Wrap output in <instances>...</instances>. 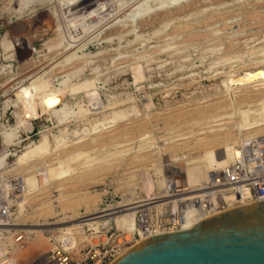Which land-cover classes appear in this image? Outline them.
<instances>
[{
  "label": "rangeland",
  "instance_id": "374dc122",
  "mask_svg": "<svg viewBox=\"0 0 264 264\" xmlns=\"http://www.w3.org/2000/svg\"><path fill=\"white\" fill-rule=\"evenodd\" d=\"M172 1L117 0L112 10L109 0H0L1 133L25 125L18 130L15 143L19 145L15 149L22 152L44 136L52 148L58 144L56 138L62 137L59 143L64 144L51 158H35L19 167L21 152L8 162L7 172L23 178L25 188L18 208L17 230L24 238L18 264L43 263L64 243V233L86 223L73 233L71 253L73 260L84 256L87 249L125 231L126 227L116 223L125 209L153 203L166 192L174 194L176 183L188 189L184 178L171 174V167L199 158L206 149L197 143L232 137L236 142L230 144L235 149L249 132L264 126L260 116L264 87L232 94L219 108L200 104L207 95L224 90V84L237 86L264 78V0H191L185 7L166 9L169 14L157 10ZM18 44H22L19 51ZM90 92L97 94L95 100H90ZM27 98L34 99V118L26 116ZM119 113L133 118L126 124L133 123L118 125L105 134L101 128L99 133H89ZM1 133L0 144L7 145ZM74 142L79 145L70 147ZM215 147L211 149L217 155L224 153ZM2 155L6 163L7 150ZM161 180L166 183L164 188L159 187ZM87 197L94 198L91 207L82 205L75 211L65 206ZM46 203L51 206L45 208ZM172 211L173 205H166L159 216ZM92 217L103 218L97 231L89 228L96 221L84 222ZM93 239L96 243L90 242ZM38 240L45 243L39 252L33 250Z\"/></svg>",
  "mask_w": 264,
  "mask_h": 264
},
{
  "label": "built area",
  "instance_id": "2783aa9c",
  "mask_svg": "<svg viewBox=\"0 0 264 264\" xmlns=\"http://www.w3.org/2000/svg\"><path fill=\"white\" fill-rule=\"evenodd\" d=\"M1 105L0 99V110ZM1 128L3 126L0 124ZM18 140L17 137L10 145L0 144V154L2 150H7V161L0 165V264H18L19 246L24 244V238L17 230L20 228L21 214L18 211L19 201L21 195L25 197L23 178L6 170L9 160L22 152L15 149L19 147L15 145ZM235 149L238 152L234 162L211 172L206 182L197 189H183V185L176 183L175 209L166 217L159 216L166 206L159 212L150 210L146 217L137 220L142 232L135 233L131 239L127 238L125 231L118 232L105 244L95 245L87 249L84 256L73 260L71 253L75 249V242L72 238L76 229L70 234L64 233V243L41 264H111L147 238L185 231L184 226L190 217L196 225L229 209L264 201V134L248 143L241 141L235 145ZM10 199L11 202L8 201Z\"/></svg>",
  "mask_w": 264,
  "mask_h": 264
},
{
  "label": "bare ground",
  "instance_id": "6f19581e",
  "mask_svg": "<svg viewBox=\"0 0 264 264\" xmlns=\"http://www.w3.org/2000/svg\"><path fill=\"white\" fill-rule=\"evenodd\" d=\"M125 1V0H124ZM130 1V0H129ZM158 1V0H157ZM162 1V0H161ZM171 1V0H170ZM189 1H191V0H173L172 2H170V3H168V4H166V3H162V4H160V5H162V6H164L163 4H166L164 7H160L159 9H157V10H159V11H163V10H165V12H166V9H175V8H179V7H182V6H184L185 7V4L187 3V2H189ZM245 2H247L248 3V1H250V0H244ZM252 1V0H251ZM72 2V1H71ZM74 2V1H73ZM97 2V1H96ZM117 2V0H109V4L108 5H110L111 6V8H112V10H113V8L116 6V3ZM168 2H169V0H168ZM242 2V1H241ZM32 3V2H31ZM63 3V2H62ZM79 3V2H78ZM119 3H120V1H119ZM129 3V2H128ZM149 3V2H148ZM72 4V3H71ZM81 4V3H80ZM83 4V3H82ZM143 4V3H142ZM41 5V4H40ZM74 5H75V3H74ZM86 6H87V4H85ZM93 5V4H92ZM76 6V5H75ZM90 6V5H89ZM95 6V5H94ZM119 6V5H118ZM124 6V5H123ZM142 6V5H141ZM144 6V5H143ZM187 6H188V4H187ZM73 7V6H72ZM80 7V6H79ZM140 7V6H139ZM154 7V6H153ZM155 7H156V5H155ZM154 7V8H155ZM25 8V7H24ZM74 8H76V7H74ZM83 8V7H82ZM107 8H109V7H107ZM136 8H137V6H136ZM135 8V9H136ZM149 8V7H148ZM147 8V9H148ZM251 8V7H250ZM86 9H88V7L86 8ZM86 9H84V10H86ZM121 9V8H120ZM119 9V10H120ZM134 9V10H135ZM153 9V8H152ZM181 9V8H180ZM42 10H44V8L42 9ZM64 10V9H63ZM110 10V9H109ZM137 10H139L138 8H137ZM137 10H135V11H137ZM70 11V10H69ZM68 11V12H69ZM91 11V10H90ZM140 11H142V9L140 10ZM146 11V10H145ZM161 11V12H162ZM174 11V10H173ZM34 12V11H33ZM67 12V13H68ZM79 12V11H78ZM87 12V11H86ZM86 12L84 13V14H86ZM110 12V11H109ZM113 12V11H112ZM130 12H131V10H130ZM144 12V11H143ZM160 12V13H161ZM168 12V11H167ZM166 12V13H167ZM170 12V11H169ZM251 12V11H250ZM40 13V12H39ZM65 13V12H64ZM141 13V12H140ZM149 13H150V11H149ZM164 13V12H163ZM173 13V12H172ZM252 13V12H251ZM257 13V12H256ZM38 14V13H37ZM41 14V13H40ZM96 14H98V13H96ZM103 14H104V12H103ZM106 14V13H105ZM112 14V13H111ZM114 14V13H113ZM132 15H133V13H131ZM145 14V13H144ZM143 13L141 14V15H144ZM167 14H169V13H167ZM247 14H248V12H247ZM250 14V13H249ZM20 15V14H19ZM45 15H46V13H45ZM48 15V14H47ZM70 15H71V13H70ZM99 15V14H98ZM140 14H135V17L136 16H138L139 18L140 17H142V16H139ZM251 15V14H250ZM258 15V14H257ZM39 16H41V15H39ZM85 16V15H84ZM110 16V15H109ZM131 16V15H130ZM249 16V15H248ZM36 17V16H35ZM42 17V16H41ZM40 17V18H41ZM75 17V16H74ZM99 17H100V15H99ZM102 17H104V18H102ZM129 17V16H128ZM133 17V16H132ZM144 17V16H143ZM167 17V16H166ZM257 17V16H256ZM38 18V17H37ZM95 18V17H94ZM98 18V17H97ZM97 18L95 19V20H97ZM102 18V19H101ZM101 21H103L104 19H105V21H106V18H105V16H101ZM110 18V17H109ZM134 18V17H133ZM248 18V17H247ZM39 19V18H38ZM99 19V20H100ZM257 19H260V18H257ZM40 20V19H39ZM86 20V19H85ZM85 20L83 21V24H85L84 22H85ZM89 20V19H88ZM110 20V19H109ZM116 20H118V18L116 19ZM134 20V19H133ZM132 20V21H133ZM92 21V20H91ZM91 21H90V23H91ZM25 22V21H24ZM87 22V21H86ZM93 22V21H92ZM98 23L97 24H99V22L100 21H97ZM104 22V21H103ZM118 22V21H117ZM116 22V23H117ZM119 22H120V20H119ZM118 22V23H119ZM139 22V21H138ZM96 23V22H95ZM141 23V22H140ZM143 23V22H142ZM174 23V22H173ZM43 24V23H42ZM100 24H103V23H100ZM121 24V23H120ZM88 25V24H87ZM86 24H85V26H87ZM91 25V24H90ZM92 25H94V23H92ZM106 25V24H105ZM130 25H132V24H130ZM134 25V24H133ZM84 26V25H83ZM99 26H101V25H99ZM113 26V25H112ZM121 26V25H120ZM129 26V25H128ZM75 27V26H74ZM80 27V26H79ZM78 27V28H79ZM93 28H95V26H92ZM91 27V29H93ZM31 28V27H30ZM84 28V27H83ZM126 28V27H125ZM118 29H120V28H118ZM18 30V29H17ZM74 30H76V27H75V29ZM83 30V29H82ZM85 30H90V27H89V29H88V27H86L85 28ZM115 30H117L116 28H115ZM81 32V31H80ZM83 32H84V30H83ZM79 33V32H78ZM103 33V32H102ZM105 34V33H104ZM80 35V34H79ZM83 35H84V33H83ZM82 35V36H83ZM108 35V34H107ZM209 35V34H208ZM99 36V35H98ZM213 36V35H212ZM76 37H78V35L76 36ZM215 37V36H214ZM79 38V37H78ZM82 38V37H81ZM206 38V37H205ZM80 39V38H79ZM95 39V38H94ZM208 39V38H207ZM201 40V39H200ZM75 41V40H74ZM73 41V42H74ZM80 41V40H79ZM78 42V41H77ZM229 42H231V41H229ZM225 44V43H224ZM58 46H60V45H58ZM68 46H71V44H69ZM68 46L66 45V49L68 48ZM75 46V45H74ZM24 47V46H23ZM22 48V44H18L17 45V48H16V50L17 51H19L20 49ZM70 49V48H69ZM15 50V49H14ZM62 50V49H61ZM64 50V49H63ZM72 50V49H71ZM76 50V49H75ZM53 51V50H52ZM65 52H67V51H65ZM252 52V51H251ZM96 57V56H95ZM72 59V58H71ZM71 59H68V62H70L71 61ZM84 59V58H83ZM78 60V59H77ZM80 60V59H79ZM76 61V60H75ZM72 62H73V60H72ZM70 64V63H69ZM68 64V65H69ZM65 66V65H64ZM63 66V67H64ZM58 68V67H57ZM60 68V67H59ZM61 68H62V66H61ZM67 68V67H66ZM5 69H6V67H5ZM229 77V76H228ZM230 78H232V75L229 77V78H227V79H230ZM226 83V82H225ZM68 84V83H67ZM238 85L237 86H232L231 84H224V90H222V91H220L219 93H214V94H209V95H207L205 98H203L204 100L203 101H201V103L200 104H207V106L208 107H213L214 109L216 108V107H221L222 105L224 106V104H226L227 103V98L229 97V96H231L232 94H235V95H237L238 93H245L246 94V90H245V88L246 89H256V88H259V89H262L263 87H264V78H257L255 81L254 80H252V81H250L249 83H246V84H239V83H237ZM46 85V84H45ZM54 87V86H53ZM29 90V89H28ZM45 90V89H44ZM217 90V89H216ZM46 91V90H45ZM93 91V90H92ZM244 91H246V92H244ZM252 91V90H251ZM251 91H249V92H251ZM259 91H261V90H259ZM46 93V92H45ZM57 93H59V92H57ZM63 93H64V91H63ZM248 93V92H247ZM29 94V93H28ZM27 94V95H28ZM42 94H43V92H42ZM49 94V93H48ZM53 94V93H52ZM61 94V93H60ZM65 94H66V92H65ZM31 95V94H30ZM29 95V96H30ZM50 95H51V93H50ZM50 95H48V96H50ZM56 95V94H55ZM54 95V96H55ZM59 95V94H58ZM89 95V97H90V100H92V99H94L93 97H96V95L97 94H95L94 92H90V94H88ZM234 95V96H235ZM47 96V95H46ZM60 96H62V95H60ZM246 96V95H245ZM26 97H28V96H25V99H26ZM32 97V96H31ZM40 97V96H39ZM33 98H35V97H33ZM43 98V97H42ZM51 98V97H50ZM54 98V97H53ZM92 98V99H91ZM244 99H245V97H243ZM32 99V98H31ZM31 99H29V98H27V100L24 102V105H25V109H26V116L27 117H36V115H37V113H36V111H35V109H34V104H35V102H33V100L34 99H32V101L31 102H33V104L31 105L30 104V100ZM46 99V98H45ZM58 99V101H61V97H60V99L59 98H57ZM202 99V98H201ZM247 99V98H246ZM23 100V99H22ZM37 100H38V98H37ZM44 100V99H43ZM50 100V99H49ZM56 100V99H55ZM95 100V99H94ZM218 100V101H217ZM54 101V100H53ZM57 101V100H56ZM216 101V102H215ZM40 102V101H39ZM191 102V101H190ZM41 103H42V100H41ZM50 104H51V102H49ZM55 103V102H54ZM53 103V104H54ZM57 103V102H56ZM197 103V102H196ZM45 104L46 103H44V106H45ZM52 104V105H53ZM58 104V103H57ZM23 105V104H22ZM24 105H23V108H24ZM202 105V106H203ZM39 106V105H38ZM54 106V105H53ZM197 106V105H196ZM233 106H234V104H233ZM47 107H48V105H47ZM82 107V106H81ZM195 107V106H194ZM201 106H199V108H200ZM205 107V106H204ZM38 108V107H37ZM79 108H80V106H79ZM134 108V107H133ZM198 108V107H197ZM203 108V107H202ZM217 108V109H218ZM39 109V108H38ZM65 109H67V108H65ZM92 109H94V108H92ZM24 110V109H23ZM49 110V109H48ZM47 110V111H48ZM60 110H63V111H65L64 110V108H62V109H60ZM82 110V109H81ZM95 110V109H94ZM93 110V111H94ZM133 110V109H132ZM180 110V109H179ZM190 110V109H189ZM192 110V109H191ZM198 110H199V114H200V110L201 109H197V112H198ZM207 111H208V109H206ZM39 111V110H38ZM68 111V110H67ZM83 111V110H82ZM85 111V110H84ZM90 110H88V112H89ZM97 111V110H96ZM134 111V110H133ZM186 111H187V109H186ZM202 111H203V109H202ZM213 110L211 109V112H212ZM69 112V111H68ZM95 112V111H94ZM193 112V111H192ZM196 112V113H197ZM203 112H205V111H203ZM202 112V114H204ZM209 112V111H208ZM43 113V112H42ZM60 113V112H59ZM64 113H66V111L64 112ZM72 112H70L69 114H71ZM90 113V112H89ZM97 113V112H96ZM137 113V112H136ZM177 113V112H176ZM181 113V112H180ZM195 113V114H196ZM54 114H55V112H54ZM68 114V113H67ZM66 114V116L67 117H69L68 115ZM135 114V113H134ZM40 115V114H39ZM55 115H58L57 113L55 114ZM61 115H63L62 117H61V119L64 117V115L65 114H63V112H62V114ZM72 115V114H71ZM80 115H82V113L80 114ZM136 115H138V114H136ZM135 115V116H136ZM184 115V114H183ZM193 115V114H192ZM197 115H198V113H197ZM24 116V115H23ZM260 116H262V117H264V107L262 108V114L260 115ZM19 117V116H18ZM66 118V117H65ZM64 118V119H65ZM127 117H125L123 114H121V113H119V114H114V115H112L110 118H109V120H108V122H105V124H97V125H95V126H93L92 127V129L91 130H89V133H94V132H96L97 131V133H99V131L98 130H101V131H105L103 134H105V133H109V132H112V131H114L115 129H111V128H113V127H117L118 125H121V124H123L124 126L125 125H130V124H132L133 122H131V123H128V124H126V122L127 121H133V118H127ZM19 119L21 120L22 119V117H19ZM24 119H25V117H24ZM63 119V120H64ZM264 122V118L261 120V122ZM257 122H259V121H257ZM22 123H24V122H22ZM21 123V124H22ZM107 125V126H106ZM24 127L25 125H21V126H18L17 128H15V129H13L12 128V130H3L4 131V133H1V129H0V133L3 135L2 137H4L5 138V143H7V145H9V144H11L17 137H18V130L20 129V127ZM28 125H26V127H27ZM123 126V127H124ZM262 127H264V126H261V127H259V128H257V129H253L254 131H252V132H249L248 134H247V136L245 137V139H243L244 140V143H248L249 141H250V139L252 140V139H254V138H256V137H259V136H261L262 134H264V128H262ZM25 128V127H24ZM28 128V127H27ZM101 128V129H100ZM127 130V129H126ZM131 130V129H130ZM128 132V131H127ZM96 133V134H97ZM90 134V135H91ZM101 134V133H100ZM118 134V133H117ZM107 136V135H106ZM116 136V135H115ZM245 136V135H244ZM211 137V136H210ZM1 138V137H0ZM3 138V139H4ZM98 137H96V139H97ZM63 138L62 137H59V138H56V140L58 141V144L56 143V147L55 148H52L51 147V144H50V141H49V139L47 138V136H44L43 138H42V140L39 142V143H35V144H33V145H31V146H29L24 152H22V154L21 155H19L18 156V159H17V164L19 165V164H21V163H23V165H26V163L24 164V162H27L28 164H29V161L31 160L32 161V159H35V158H45V157H52V155H54V153L56 152V151H58V150H61V149H58V148H60V147H64V144H61V143H59V141H61ZM99 139H102V138H99ZM93 140H95V139H93ZM204 140V139H203ZM232 137H224V138H221V139H219V138H214V139H209V138H207V140L205 139L202 143H197V145L196 146H199V147H201V149H206L203 153H202V155L201 156H199L198 154V156H199V158H197L196 160H194V161H185V162H178L177 164H174L175 165V167H171V174L173 173L176 177H180V178H184L185 179V183L189 186V188L190 189H193V188H195L196 189V187H200V186H202L205 182H206V180L208 179V177H209V175H210V173L211 172H213V171H215V170H220V169H223V168H225V167H227L229 164H231V163H233L234 162V160L236 159V156H237V152H238V150L237 149H234L233 147H231V142H233V141H235L236 142V140H232ZM249 140V141H248ZM67 141V140H66ZM96 141V140H95ZM144 141V140H143ZM202 141V140H201ZM248 141V142H247ZM61 142H63V141H61ZM65 142V141H64ZM91 142H94V141H91ZM98 142V141H97ZM198 142V141H197ZM243 142V141H242ZM150 143V142H149ZM155 143V142H154ZM196 143V142H195ZM234 143V142H233ZM232 143V145H234ZM4 144V143H3ZM61 144V145H60ZM70 144V143H69ZM77 144L79 145V143H77L76 142V144H75V142L73 143V145L71 144V146L70 147H72V146H75V147H77ZM94 144H95V142H94ZM148 144V143H147ZM199 144V145H198ZM63 145V146H62ZM67 144H65V146H66ZM91 145H92V143H91ZM190 145V144H189ZM193 145V144H192ZM191 145V146H192ZM214 145V146H213ZM55 146V145H54ZM182 146V145H181ZM194 146H195V144H194ZM220 147V148H218V151L220 150H223L224 151V153L223 154H220V155H217L216 154V151L217 150H213V149H211V147L213 148V147ZM186 147V146H185ZM184 147V148H185ZM215 147V148H216ZM125 148V147H124ZM177 148V147H176ZM65 149V148H64ZM188 149V148H187ZM73 150H75V148L73 149ZM180 150V149H179ZM196 150H198V149H196ZM195 150V151H196ZM200 150V149H199ZM160 151V150H159ZM172 151V150H171ZM178 151V150H177ZM203 151V150H202ZM219 151V152H220ZM3 152H5V150L3 151H1V154H0V165L1 164H5V160L3 159V156L6 154H4V155H2L3 154ZM173 152V151H172ZM198 152V151H197ZM174 154V153H173ZM190 154V153H189ZM196 155V156H197ZM174 156V155H173ZM112 157V156H111ZM175 157V156H174ZM183 157V156H182ZM6 158V157H5ZM107 158V157H106ZM114 158V157H113ZM180 158V157H179ZM192 158V157H191ZM59 159V158H58ZM111 159V158H110ZM178 159V158H177ZM177 159H175V160H177ZM106 161H107V159H105ZM169 160V159H168ZM183 160V159H182ZM185 160H186V158H185ZM169 163H170V161H168ZM32 165V164H31ZM169 165V164H168ZM177 165V166H176ZM29 166V165H28ZM19 167H20V165H19ZM23 167V166H22ZM22 167H21V169H22ZM169 167V166H168ZM178 168V170H177V168ZM167 169V168H166ZM168 170V169H167ZM170 170V169H169ZM97 172V171H96ZM99 172V171H98ZM81 174V173H80ZM88 174V173H87ZM90 174V173H89ZM98 174V173H97ZM96 174V175H97ZM158 174V173H157ZM54 175H55V173H54ZM82 175V174H81ZM160 175V174H159ZM56 176V175H55ZM54 176V177H55ZM80 176V175H79ZM83 176V175H82ZM85 176H86V174H85ZM84 176V177H85ZM90 176V175H89ZM53 177V176H52ZM78 178V177H77ZM80 178H82V177H80ZM76 179V178H75ZM74 180V179H73ZM78 180V179H77ZM82 180V179H81ZM66 181V180H65ZM131 181V180H130ZM41 182H42V180H41ZM69 182V181H68ZM81 182V181H80ZM82 183V182H81ZM160 186L159 187H165L166 186V183H165V181L164 180H161L159 183H158ZM65 186V185H64ZM75 187V186H74ZM36 188V187H35ZM73 188V187H72ZM37 189V188H36ZM36 189H32V192L33 191H36ZM203 188H201L200 190H202ZM38 190V189H37ZM47 189L45 188V191H46ZM40 192H41V190H39ZM62 191V190H61ZM79 191V190H78ZM194 191H199V190H194ZM76 192V191H75ZM41 193H43V192H41ZM45 193V192H44ZM31 194V193H30ZM35 194H36V192H35ZM37 195V194H36ZM43 195V194H42ZM62 195V194H61ZM79 195V194H78ZM76 196V195H75ZM32 198L34 197L33 195L31 196ZM61 198H63L62 196H60ZM61 198H59V200L61 199ZM43 199V198H42ZM70 199V198H69ZM93 199L94 198H90V197H87V198H81V199H77L76 201H72L70 204H66L65 203V206L69 209H73V210H77L79 207H81L82 205H84V206H86V207H91L92 206V204L93 203H95L94 201H93ZM172 199H174V200H172ZM32 200V199H31ZM62 200V199H61ZM71 200V199H70ZM167 200V201H166ZM62 201H64V199L62 200ZM45 202V201H44ZM43 202V203H44ZM144 202V201H143ZM64 203V202H63ZM62 203V204H63ZM51 204V203H50ZM135 204V203H134ZM168 204H173V208L175 209V194L174 195H168L167 194V192H166V195H163V196H161V197H159V198H156V199H154V202L153 203H147V202H145L144 204H142V205H140V204H137L136 206H134V207H131V208H128V209H125L124 211H125V213L126 212H130V211H132V212H130V213H124L123 214V216H119L120 218H118L117 220H116V223L118 224V225H120L121 227L123 226V227H126L125 229H123V230H125L126 232V234H127V238L128 239H131L133 236H134V234L135 233H137V232H139V233H141L142 232V230H141V228L139 227V225L137 224V220L139 219V218H141V217H146L148 214H149V211L150 210H152V209H156L158 212L160 211V210H162L166 205H168ZM41 205V204H40ZM45 204H43V206H44ZM47 205H49L48 203H46V205H45V208H46V206ZM131 205V204H130ZM153 205V206H152ZM42 206V207H43ZM49 206H51V205H49ZM61 206V205H60ZM146 206H149V207H147L146 209H144V210H140L141 208H143V207H146ZM48 207V206H47ZM62 207V206H61ZM43 209V208H42ZM51 209H52V207H51ZM68 209H66V210H68ZM89 210H90V212L92 211L90 208H88ZM48 210V209H47ZM44 211V210H43ZM50 211V210H49ZM53 211V209L50 211V212H52ZM87 212H89V211H87ZM86 212V214H88ZM46 213V212H45ZM49 212H47V214H48ZM96 213V212H95ZM94 213V214H95ZM138 213L139 214H141V215H138ZM42 214V213H41ZM45 215V214H44ZM43 215V216H44ZM91 215H92V213H91ZM111 215H113V214H111ZM110 215V216H111ZM77 217H78V215H76ZM90 216V215H89ZM107 216H109V215H107ZM86 217V216H85ZM109 218V217H108ZM79 219V218H78ZM99 219H102V217H92V218H90V219H87L86 221H84V222H90V221H96L95 223H94V225L93 224H90V226H89V228H91V230H93V231H97L98 230V228H99V226H100V224L103 222H100L99 221ZM107 219V218H106ZM189 219V221H188V224H186L185 226H184V229H186V230H189L191 227H193L194 225H195V223H194V220L190 217V218H188ZM99 221V222H98ZM20 223V222H19ZM92 223V222H91ZM85 224L86 223H84V224H80V225H77V227L75 228V230L77 229V230H79V228H81V225H82V227L83 226H85ZM18 226H19V224H18ZM76 226V225H75ZM80 226V227H79ZM88 227V226H87ZM71 231L73 230V228L72 229H70ZM69 230V231H70ZM68 234H70V233H68ZM76 237V236H75ZM72 239H76V238H72ZM95 239H97V237H95ZM102 242H104V240L103 239H100ZM42 240H38L37 242H35L34 244H33V250L34 249H38V252H39V249H41V248H43V246L45 245V243H42L41 242ZM106 241V240H105ZM90 242H92V243H96V241H94V239L92 240V241H90ZM44 248H45V246H44ZM44 251H45V249H44ZM29 255H30V253H29ZM20 260V259H19ZM28 261V260H27ZM23 262V261H22Z\"/></svg>",
  "mask_w": 264,
  "mask_h": 264
},
{
  "label": "water",
  "instance_id": "95a60500",
  "mask_svg": "<svg viewBox=\"0 0 264 264\" xmlns=\"http://www.w3.org/2000/svg\"><path fill=\"white\" fill-rule=\"evenodd\" d=\"M111 264H264V201L147 238Z\"/></svg>",
  "mask_w": 264,
  "mask_h": 264
}]
</instances>
